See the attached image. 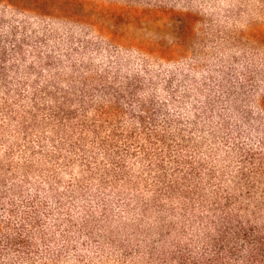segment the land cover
Returning <instances> with one entry per match:
<instances>
[{
	"label": "trees",
	"instance_id": "trees-1",
	"mask_svg": "<svg viewBox=\"0 0 264 264\" xmlns=\"http://www.w3.org/2000/svg\"><path fill=\"white\" fill-rule=\"evenodd\" d=\"M0 264H264V0H0Z\"/></svg>",
	"mask_w": 264,
	"mask_h": 264
},
{
	"label": "rangeland",
	"instance_id": "rangeland-1",
	"mask_svg": "<svg viewBox=\"0 0 264 264\" xmlns=\"http://www.w3.org/2000/svg\"><path fill=\"white\" fill-rule=\"evenodd\" d=\"M126 21L129 34L141 38L157 37L161 40H171L175 34V28L163 16H153L148 13L127 12Z\"/></svg>",
	"mask_w": 264,
	"mask_h": 264
}]
</instances>
